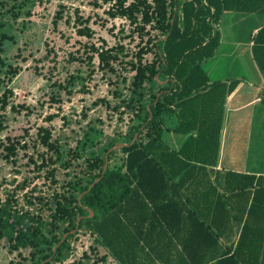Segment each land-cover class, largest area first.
Listing matches in <instances>:
<instances>
[{"label":"trees","instance_id":"obj_1","mask_svg":"<svg viewBox=\"0 0 264 264\" xmlns=\"http://www.w3.org/2000/svg\"><path fill=\"white\" fill-rule=\"evenodd\" d=\"M126 2L117 0L113 16L126 18L144 42L135 57L128 59L121 45L92 50L97 53L99 69L110 75L107 82L115 88V95L120 96L116 88L126 81L125 75L133 73L126 108L133 110V100L138 97L137 110L131 113L124 133H114L103 155L92 153L80 165L79 176L63 183V192L53 194L45 203L37 198L48 210L49 221L40 212L18 208L14 197L8 196L0 205V239L14 251H49L33 264L60 261L72 233L82 227L117 264H264V177L212 172V181L211 172L200 165L208 149H218L221 117L214 133L206 130L201 134L198 129L178 152H167L163 146L169 132L187 134L195 129L196 120L186 114L188 109L192 111L197 101L205 99V92L216 90L209 86L203 63L219 46L217 25L223 14L264 16V0ZM147 25L151 29L146 30ZM150 30L160 35L151 37ZM251 51L264 76V26L253 36ZM149 52L153 56L146 61L143 58ZM145 82L153 89L146 99L142 92ZM5 100L4 93L2 106ZM114 110L118 111L117 107ZM212 126L213 120L209 128ZM43 144L47 151L41 155L38 169L47 170L59 162V146L46 139ZM119 144L124 146L117 147ZM113 147L116 150L109 151ZM164 152L178 168L161 165L158 160ZM112 158L117 161L110 165ZM53 170L47 175L53 176ZM176 176L180 179L175 182ZM180 190L190 198L184 202L163 198ZM26 203L34 204L31 200ZM231 220L237 225L236 246L232 252L218 251L219 240L233 236V230L225 226ZM187 221L189 225L182 226L188 229H181V223ZM175 223L179 228L170 229Z\"/></svg>","mask_w":264,"mask_h":264},{"label":"rangeland","instance_id":"obj_2","mask_svg":"<svg viewBox=\"0 0 264 264\" xmlns=\"http://www.w3.org/2000/svg\"><path fill=\"white\" fill-rule=\"evenodd\" d=\"M116 2L0 0V98L6 94L5 105L0 102V205L12 195L18 208L40 212L49 221L48 210L37 198L43 203L51 201L53 194L64 191L63 183L79 176L80 165L92 153L103 155L114 133H124L131 113L139 106L136 97L134 109L126 108L133 73L125 75L126 81L116 88L120 96L115 95V88L107 82L110 75L99 69L97 53L92 50L121 45L130 59L144 43L126 18L113 16ZM244 17L246 14H223V43L215 60L205 62L204 69L217 65L224 72L249 64L244 44L250 27ZM150 35L158 37L160 32L150 30ZM236 42L241 44L238 58L233 55ZM152 56L149 52L143 59L150 61ZM149 86L143 84L145 99L153 92ZM97 132H101L99 137ZM45 139L59 146L60 160L40 170L41 155L47 151ZM251 150L259 152L255 145ZM259 154L263 156L251 153L249 160L264 165V140ZM115 161L112 158L109 164ZM50 170L53 176L47 175ZM28 200L34 204L28 206ZM72 234L60 261L50 260V264H117L85 227ZM47 253L14 251L0 239V264H33Z\"/></svg>","mask_w":264,"mask_h":264},{"label":"crops","instance_id":"obj_3","mask_svg":"<svg viewBox=\"0 0 264 264\" xmlns=\"http://www.w3.org/2000/svg\"><path fill=\"white\" fill-rule=\"evenodd\" d=\"M242 20L246 26L250 27L247 30L249 34L244 44L245 51H247L250 59L249 64L246 66L228 67L224 72L218 69L217 65H212L210 70L204 69L209 79L210 88L216 86V90L205 92L203 94L206 96L205 99L197 101L192 111L188 109L189 113L186 114H192L196 120L195 129L190 130L187 134L171 131L167 134L163 142V146L167 152H178L190 135H196L198 129H200L201 134L205 133L206 130H208L210 135L214 133L216 121L221 117V123L217 129L218 149L216 152L213 149H208V156H204L203 163H200V165L206 167L207 170L211 172L210 179L212 181L215 179V175L212 172H231L264 177L263 163L256 160L250 162L249 160L251 153L257 157L263 156V154H259V152L262 153L263 151L264 140V76L254 63L251 47L253 36L260 27L264 26V16L246 14V17ZM220 22L217 25V29L220 33L219 46L214 56L205 62L215 60L218 55L219 47L223 43ZM240 46L241 44L236 42L233 47L235 49L233 55H236V58H238ZM211 73H214L213 78H211ZM219 85H222V87H219ZM231 85L234 86L229 91ZM211 91L212 94H210ZM224 92L226 94L223 98L222 94ZM202 105H204L205 109ZM212 120L214 121V127L212 126L210 129V122ZM254 145L259 151L258 153L251 150ZM214 160L215 162L211 164ZM158 161L167 169L171 170L172 168H178L168 161L165 152ZM178 179H180V177L176 176L174 181L176 182ZM187 196L190 198L186 191L180 190L179 192H169L163 198H175L184 202ZM163 210L167 212L168 209ZM170 210L171 213L174 212L172 208ZM186 213L187 212L183 214ZM184 223L189 225L188 221L182 222L180 225L181 229H188V226H182ZM177 224L178 223L172 224L170 229L177 230L179 228ZM225 226L233 230V236L228 240H219L218 251L225 252L230 249L232 252L237 242V225L231 220L228 225L225 224Z\"/></svg>","mask_w":264,"mask_h":264},{"label":"water","instance_id":"obj_4","mask_svg":"<svg viewBox=\"0 0 264 264\" xmlns=\"http://www.w3.org/2000/svg\"><path fill=\"white\" fill-rule=\"evenodd\" d=\"M120 146H124V145L123 144H119L117 147H120ZM117 147H115V148H117ZM105 167H106V164L104 166V169H105Z\"/></svg>","mask_w":264,"mask_h":264}]
</instances>
